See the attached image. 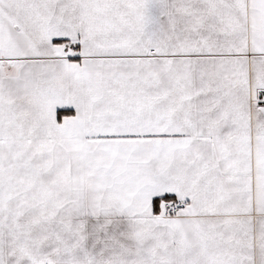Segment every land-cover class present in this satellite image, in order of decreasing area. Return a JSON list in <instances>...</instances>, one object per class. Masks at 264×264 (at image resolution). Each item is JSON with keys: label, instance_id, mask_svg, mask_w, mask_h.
<instances>
[{"label": "snow or ice", "instance_id": "6c2138e0", "mask_svg": "<svg viewBox=\"0 0 264 264\" xmlns=\"http://www.w3.org/2000/svg\"><path fill=\"white\" fill-rule=\"evenodd\" d=\"M0 264H264V0H0Z\"/></svg>", "mask_w": 264, "mask_h": 264}]
</instances>
